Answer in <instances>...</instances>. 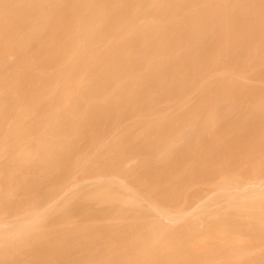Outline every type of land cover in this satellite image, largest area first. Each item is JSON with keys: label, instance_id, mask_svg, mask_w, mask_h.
Wrapping results in <instances>:
<instances>
[{"label": "bare ground", "instance_id": "1", "mask_svg": "<svg viewBox=\"0 0 264 264\" xmlns=\"http://www.w3.org/2000/svg\"><path fill=\"white\" fill-rule=\"evenodd\" d=\"M256 151L264 0H0V264H264Z\"/></svg>", "mask_w": 264, "mask_h": 264}, {"label": "rangeland", "instance_id": "2", "mask_svg": "<svg viewBox=\"0 0 264 264\" xmlns=\"http://www.w3.org/2000/svg\"><path fill=\"white\" fill-rule=\"evenodd\" d=\"M245 64H246V66H247V63H245ZM253 64H254V63H253ZM239 66H240V65H239ZM246 66H245V68H246ZM254 66H255V64H254ZM247 67H248V66H247ZM256 67H257V66H256ZM245 68H244V63H243L241 69H243V71H245ZM248 68H249V67H248ZM255 69H256V68H255ZM255 69H254V70H255ZM249 70H251V69H249ZM252 70H253V69H252ZM247 79H248V78L243 79V81H244V80H246V81H252V79H251V80H250V79L247 80ZM253 81H255V80L253 79ZM253 81H252V82H253ZM247 83H249V82H247ZM250 83H251V82H250ZM129 118H130V116H129ZM128 121H133V120H132V118H130V119H128ZM126 122H127V121H126ZM128 123H129V122H128ZM129 128H130V127H129ZM129 128L127 127V130H130L131 128H134V127H131L130 129H129ZM134 129H135V128H134ZM134 129H132V131H133ZM136 129H137V128H136ZM136 129H135V130H136ZM116 130H118V129H116ZM116 130H115V131H112V133H113V132H116ZM123 130H124V129H122V131H123ZM127 130H125L124 133H126V132H132L131 130H130V131H127ZM137 130H138V129H137ZM139 130H140V129H139ZM119 131L122 132L121 129H120ZM210 132H211V131H210ZM210 132H209V134H210ZM112 133H111V134H112ZM116 133H118V131H117ZM116 133H114V134H116ZM122 133H123V132H122ZM207 133H208V132H207ZM32 136H33V134H32ZM207 136H208V134L206 135V137H207ZM209 136H211V135H209ZM231 136H232V135L229 136L230 139L232 138ZM207 138H208V137H207ZM225 151H226V150H225ZM77 152H78V151H77ZM80 152H82V150L78 152V155H79V156H80V154L83 155V153H80ZM83 152H84V151H83ZM223 152H224V151H223ZM79 153H80V154H79ZM262 153H263V152H262ZM76 154H77V153H76ZM76 154H75V156H77ZM255 154L261 156V158H262V156L264 157V154H261L260 152H257V151H256ZM84 155H85V154H84ZM257 155H254V156H252V157L255 158V160H256L257 162H259V161H261V158H260L259 156L256 157ZM160 156H162V155H159V157H160ZM77 157H78V156H77ZM77 157H74L73 159L75 160V158H76V160H79L80 157H78V158H77ZM81 157H82V156H81ZM159 157H158V156L156 157V158H158V160H157L158 162H156L155 165H154V166H155L154 169H156V170H160V169L165 165V163H164V159H165V158L162 157V161H161V160H160L161 157H160V158H159ZM71 158H72V156H71ZM82 158H83V159H82ZM82 158L80 159V163L83 164V163H84L83 160H85V159H84L85 157H82ZM257 158H258V159H257ZM73 159H71L70 161H72ZM262 159H263V158H262ZM74 160H73V162H74ZM135 160H137V159H135ZM135 160H134V162L132 161L134 165L137 164V163L135 162ZM232 160H233V159H232ZM253 160H254V159H253ZM255 160L253 161V162H254L253 164L248 163V166H249V164H251V167H252V165H254V164L256 163ZM258 160H259V161H258ZM159 161H160V162H159ZM230 161H231V160H230ZM35 162L38 163V162H40V161H38V160L35 159ZM35 162H33V164H34ZM76 162H77V161H76ZM132 162H130V163H132ZM261 162H262V161H261ZM37 163H35V164H37ZM161 163L163 164V166H162ZM222 163H225V162H222ZM228 163H229V162H228ZM259 163H260V162H259ZM35 164H34V165H35ZM72 164H73V163H71V165H72ZM74 164L76 165V164H78V163H75V162H74ZM74 164H73V165H74ZM82 164H81V165H82ZM156 164H157V167H156ZM225 164L227 165V162H226ZM225 164H224V165H225ZM40 165H41V163H39V166H40ZM130 165H131V167L134 166V165H132V164H129L128 166H130ZM158 165H159L160 168H158ZM220 165H221V164H220ZM220 165H219V166H220ZM246 165H247V164H246ZM256 165H258V164L256 163ZM256 165H254V166H256ZM37 166H38V165H37ZM217 166H218V165H215V168H217ZM219 166H218V167H219ZM221 166H222V165H221ZM228 166H230V164H228ZM254 166H253V167H254ZM21 167H22V166H21ZM68 167H69V165H68ZM74 167H75V170H74ZM74 167H72L73 169H71V166H70V169H71V170H74L72 173L75 172L76 174H77V170H78V174H77V176H75V173H74V176H75V177L73 176V179H71L72 177L70 178V180L72 181V182H70V180H69V183L71 184V185H70L71 187H70V186H67V188L60 189V190H59V192L62 191V193H63V194L60 193V195L58 194V196H59V198H61V200L58 199V198H57L58 196H57L56 198H57L58 200H57V199H54V200H56V202H54V204H58L60 201H62V200L64 199V193H65V195H66L67 197L70 196V195H67L68 192H69L73 187L78 186V184H80V183H78L80 178L83 179L82 182H83L84 180H85V182H88V181H87V177H88V178L90 179V180L88 179V180L90 181V182H88L90 186L92 185L93 182L96 181V180H94V178L92 177V175L90 176V174H88L89 176H86V173H85V174H84V173H83V174H80L81 171H82L83 169H82V170H81V169L79 170L80 167L78 168L77 165L74 166ZM76 167H77L78 169H76ZM134 167H135V166H134ZM253 167H252V168H253ZM23 168H25V167L23 166ZM30 168H31V167H30ZM40 168H41V167H40ZM157 168H158V169H157ZM226 168H227V167H224V166H223V171H222V169L220 170L222 174L224 173L223 175H225V173H228V172H229V171H228V172H225V170H231V169H226ZM228 168H230V167H228ZM244 168H245V167H244ZM248 168H250V166H249ZM252 168H250V171L252 170ZM18 169H19V168H18ZM26 169H27V168H25V171H26ZM218 169H219V168H217V170H218ZM224 169H225V170H224ZM19 170H20L19 173H23V171L21 172V170H23V169L20 168ZM19 170H18V171H19ZM30 170H33V168L28 169V171H30ZM233 170H234V169H233ZM233 170H231V173H228V175H229V174H233V172H232ZM246 170H247V171H246ZM246 170L244 169V171L246 172V173H245V172H244V173H245L246 175L248 174L247 177H250L249 175L251 174V172L248 173V172H249V171H248L249 169H247V167H246ZM218 171H219V170H218ZM1 172H2V171H1ZM83 172H84V171H83ZM234 172H236V170H234ZM17 173H18V172H17ZM19 173H18V174H19ZM28 173H29V172H28ZM87 173H88V172H87ZM218 173H219V172H218ZM218 173H217V177L215 176L214 178H215V179H216V178H219V179H216V180H215L214 178H212V179H213V181H212L213 184H216V181H218V180H222L223 178H225V176L223 177L221 173H219V174H218ZM24 174L26 175L27 173L24 172ZM220 174H221L222 177L220 176ZM0 175H1V174H0ZM2 175H3V174H2ZM28 175H29V174H28ZM33 175H34V174H33ZM72 175H73V174H72ZM72 175H71V176H72ZM79 175H80V176H79ZM81 175H83V177H82ZM84 175H85V177H84ZM226 175H227V174H226ZM22 176H23V175H22ZM22 176H21V177H22ZM78 176H79L80 178H79ZM25 177H27V175H26ZM28 177L32 178V173H31V175L28 176ZM28 177H27V178H28ZM220 177H221L222 179H220ZM1 178H2V176H1ZM1 178H0V180H1ZM77 178H79V179H77ZM84 178H86V179H84ZM92 178H93V179H92ZM74 179H76V181H74ZM91 179L94 180V181L92 182ZM212 179H211V180H212ZM2 180H4V179H2ZM2 180H1V181H2ZM77 180H78V181H77ZM129 180H130V183H131L132 185H135V184L132 183L133 181H131V179H129ZM214 180H215V182H214ZM73 181H74L75 183H73ZM76 182H77L78 184H76ZM85 182L81 183V186H83ZM218 182H219V181H218ZM1 183H2V182H0V185L2 186V185L4 184V181H3V184H1ZM69 183H68V185H69ZM88 183H87V184H88ZM59 184H60V183H59ZM75 184H76V185H75ZM87 184H86V185H87ZM86 185H85L84 187H86ZM89 185H87V186H89ZM197 185H198V184L194 185L195 188H196ZM199 186H200V184H199L197 187H199ZM84 187H83V188H84ZM76 188H77V187H76ZM79 188H80V187H79ZM83 188H82V189H83ZM67 189H68L69 191H68ZM74 189H75V188H74ZM74 189H73V191H74ZM65 190H67V191H66V192H63V191H65ZM71 191H72V190H71ZM12 192H13V191H12ZM17 192H18V195H19V192H20V191H17ZM66 193H67V194H66ZM70 193H71V192H70ZM70 193H69V194H70ZM10 195H11V194H10ZM10 195H9V196H10ZM16 195H17V193H16ZM62 195H63V197H61ZM9 196H8V197H9ZM11 196H13V197H11ZM11 196H10V197H11L12 199H14L15 197H18V198H19V196H15L14 193H13V195H11ZM66 196H65V198H66ZM71 196H72V194H71ZM206 197H207V196H206ZM11 198H10V199H11ZM18 198L14 199V200H17ZM70 198H71V197H70ZM68 199H69V198H68ZM182 199H183V198L181 197V200H182ZM54 200H53V201H54ZM178 200L180 201V198H179ZM53 201H51V203H53ZM57 201H59V202H57ZM69 201H70V200H69ZM182 201L185 202L184 199H183ZM63 202H65V200H63ZM63 202H62V204H63ZM183 202H182V203H183ZM49 203H50V202H49ZM65 203H66V202H65ZM59 204L62 205L61 203H59ZM66 204H67V203H66ZM175 204H176V205H181V201H180V203H175ZM175 204H173V207H172V205L170 204V208H173V209H174V208H177L178 206H176ZM64 205H65V204H63V206H64ZM69 205H70V203H69ZM182 205H184V203H183ZM182 205H181V206H182ZM185 205H186V202H185ZM185 205H184V207H183V206H182V207L179 206L178 208H182V209H183V208H185ZM63 206H62V207L60 206V207L63 208V209H65L66 207H65V206L63 207ZM69 207H70V206H69ZM67 208H68V207H67ZM2 209H3V208H2ZM4 209H5V208H4ZM6 209H7V208H6ZM6 209H5V210H6ZM5 210H3V211L6 212ZM4 212H3V213L0 212V214H2V215L5 214V215H7V216H5V215L3 216V218L5 219V217H9V213L7 214L8 210H7L6 213H4ZM62 213H63V212H62ZM19 215H20V214H19ZM70 215L72 216V214H70ZM66 216H67V217H66ZM73 216H74V217H73V220H71L70 222H68V221L71 219V217H69V220H68V221L65 220L66 218H68V214H66V215H65L66 218L63 219V220L65 221V223H68L69 227L74 226V223H75V226H78L76 223L79 224V222H82V221H80V218H76L75 215H73ZM0 217H1V218H0V219H1L0 222H3L4 219L2 218V216H0ZM9 218H13V217L11 216V217H9ZM13 219H14V218H13ZM15 219H16V218H15ZM77 219H78L79 221H78ZM7 220H8V219H7ZM9 220H12V219H9ZM75 220H76V222H75ZM4 221H6V219H5ZM64 221H63V222H64ZM66 221H67V222H66ZM77 221H78V222H77ZM83 221H84V220H83ZM113 221H114V222H113ZM61 222H62V221H61ZM71 222H74V223H71ZM84 222H87V221H84ZM84 222H83V223H84ZM165 222L168 223L167 221H164V223H165ZM87 223H88V222H87ZM87 223H85V224H87ZM116 223H117V224H120V226L122 225V223H119L118 220H113V218H111V220H110V225H112V224H116ZM166 223H165V224H166ZM71 224H73V225H71ZM82 225H84V224H82ZM9 226H10V225H9ZM121 227H122V226H121ZM241 239L243 240L244 238L242 237Z\"/></svg>", "mask_w": 264, "mask_h": 264}]
</instances>
